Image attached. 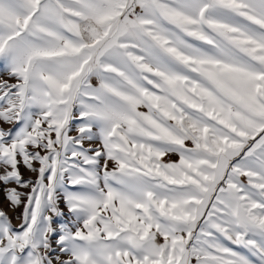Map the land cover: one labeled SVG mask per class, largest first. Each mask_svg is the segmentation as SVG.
Here are the masks:
<instances>
[{
    "label": "snow or ice",
    "instance_id": "1",
    "mask_svg": "<svg viewBox=\"0 0 264 264\" xmlns=\"http://www.w3.org/2000/svg\"><path fill=\"white\" fill-rule=\"evenodd\" d=\"M0 125V264H264V0H0Z\"/></svg>",
    "mask_w": 264,
    "mask_h": 264
},
{
    "label": "rangeland",
    "instance_id": "2",
    "mask_svg": "<svg viewBox=\"0 0 264 264\" xmlns=\"http://www.w3.org/2000/svg\"><path fill=\"white\" fill-rule=\"evenodd\" d=\"M144 110V109H142ZM2 127L7 128V125H0ZM179 159V156L176 154H170L167 157H165V160H171V161H177ZM22 172H24L25 176L27 177L28 175H30V173L26 172L23 168L21 169ZM0 207H3L4 210L7 212V214L9 215V217L11 218V222L13 224V226H17L20 221L17 219V217L20 215L21 211H22V207L21 208H17L14 212L10 211L8 209V205L7 202L4 200V196H3V192H0ZM63 207V206H62Z\"/></svg>",
    "mask_w": 264,
    "mask_h": 264
}]
</instances>
